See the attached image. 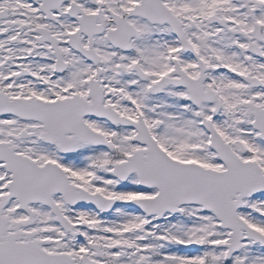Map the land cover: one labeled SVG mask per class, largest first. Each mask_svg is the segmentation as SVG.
I'll list each match as a JSON object with an SVG mask.
<instances>
[{
	"label": "snow or ice",
	"instance_id": "1",
	"mask_svg": "<svg viewBox=\"0 0 264 264\" xmlns=\"http://www.w3.org/2000/svg\"><path fill=\"white\" fill-rule=\"evenodd\" d=\"M0 264H264V0H0Z\"/></svg>",
	"mask_w": 264,
	"mask_h": 264
}]
</instances>
